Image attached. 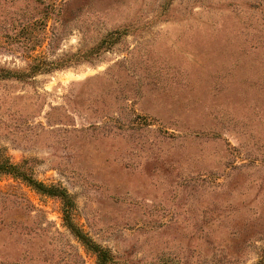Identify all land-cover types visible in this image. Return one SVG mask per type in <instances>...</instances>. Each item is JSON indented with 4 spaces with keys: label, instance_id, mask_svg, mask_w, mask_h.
Here are the masks:
<instances>
[{
    "label": "rangeland",
    "instance_id": "1",
    "mask_svg": "<svg viewBox=\"0 0 264 264\" xmlns=\"http://www.w3.org/2000/svg\"><path fill=\"white\" fill-rule=\"evenodd\" d=\"M65 207L109 264H264V0H0V264H97Z\"/></svg>",
    "mask_w": 264,
    "mask_h": 264
},
{
    "label": "trees",
    "instance_id": "2",
    "mask_svg": "<svg viewBox=\"0 0 264 264\" xmlns=\"http://www.w3.org/2000/svg\"><path fill=\"white\" fill-rule=\"evenodd\" d=\"M65 15V14H63ZM52 17V16H51ZM57 16H55V20ZM107 41L106 38L101 39V41L96 44L95 46L87 49L84 54H78V53H73L71 55H67L65 57H62L56 61L53 62L52 68H62L69 66L72 62L74 57H84V59L89 60L90 55L95 53V52H100L101 46ZM79 61V60H76ZM39 185V184H38ZM64 213H65V223L66 225L73 231L75 236L91 251L96 256L97 259V264H109L110 263V257L108 255V252L97 245L95 242H93L88 236H86L79 228L76 226V224L73 222L72 218L70 217L69 214V208H64Z\"/></svg>",
    "mask_w": 264,
    "mask_h": 264
}]
</instances>
